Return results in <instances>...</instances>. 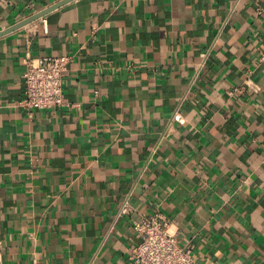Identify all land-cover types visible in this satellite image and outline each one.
Listing matches in <instances>:
<instances>
[{
	"label": "crops",
	"instance_id": "0c3cea01",
	"mask_svg": "<svg viewBox=\"0 0 264 264\" xmlns=\"http://www.w3.org/2000/svg\"><path fill=\"white\" fill-rule=\"evenodd\" d=\"M57 1L0 0V31ZM263 54L264 0H73L1 36L0 263L134 264L161 213L198 264H264ZM28 55L69 57L66 105H21Z\"/></svg>",
	"mask_w": 264,
	"mask_h": 264
},
{
	"label": "built area",
	"instance_id": "2783aa9c",
	"mask_svg": "<svg viewBox=\"0 0 264 264\" xmlns=\"http://www.w3.org/2000/svg\"><path fill=\"white\" fill-rule=\"evenodd\" d=\"M264 61V54L261 56ZM66 55L27 56L25 59L24 96L21 105L34 109H56L66 105L64 73L68 69ZM130 210L127 202L124 212ZM168 218L161 213H142L133 221V228L141 235L130 254L134 264H198L194 252L184 245L170 229ZM3 245L0 241V262ZM2 264V263H0Z\"/></svg>",
	"mask_w": 264,
	"mask_h": 264
},
{
	"label": "water",
	"instance_id": "95a60500",
	"mask_svg": "<svg viewBox=\"0 0 264 264\" xmlns=\"http://www.w3.org/2000/svg\"><path fill=\"white\" fill-rule=\"evenodd\" d=\"M71 1H73V0H58L54 4L44 8L42 10H40L39 12H37V13L31 15V16H29L28 18L22 20L21 22L15 24L13 26H10L9 28H6L4 30H1L0 31V37L5 35V34H8V33L12 32V31H14V30H17V29H19V28H21V27H23V26H25L27 24H30V23L38 20L39 18H42V17L46 16L47 14L55 11L56 9L64 6L65 4H67V3L71 2Z\"/></svg>",
	"mask_w": 264,
	"mask_h": 264
}]
</instances>
